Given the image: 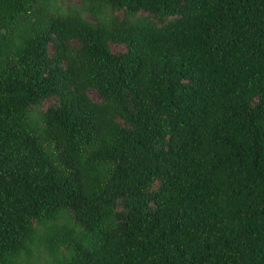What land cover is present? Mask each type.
<instances>
[{
    "label": "trees",
    "instance_id": "1",
    "mask_svg": "<svg viewBox=\"0 0 264 264\" xmlns=\"http://www.w3.org/2000/svg\"><path fill=\"white\" fill-rule=\"evenodd\" d=\"M0 264H264V0H0Z\"/></svg>",
    "mask_w": 264,
    "mask_h": 264
},
{
    "label": "rangeland",
    "instance_id": "2",
    "mask_svg": "<svg viewBox=\"0 0 264 264\" xmlns=\"http://www.w3.org/2000/svg\"><path fill=\"white\" fill-rule=\"evenodd\" d=\"M111 48H112L113 51H116V52L124 50L123 47L118 46V45H115V44L111 45ZM88 93H89L90 97H91L93 100H97V99H98V95L96 94L95 91L90 90ZM47 104H48V103H46V105H47Z\"/></svg>",
    "mask_w": 264,
    "mask_h": 264
}]
</instances>
